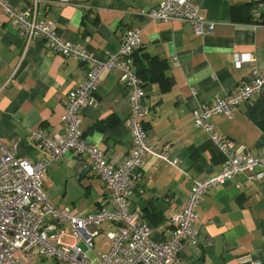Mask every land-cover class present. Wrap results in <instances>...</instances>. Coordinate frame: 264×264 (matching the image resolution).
I'll use <instances>...</instances> for the list:
<instances>
[{"label": "crops", "instance_id": "1", "mask_svg": "<svg viewBox=\"0 0 264 264\" xmlns=\"http://www.w3.org/2000/svg\"><path fill=\"white\" fill-rule=\"evenodd\" d=\"M19 9H34L55 24L66 41L88 49L96 61L118 51L128 27L139 30L140 45L132 69L139 73L147 114L143 125L151 145L166 158H144L127 210L151 226V239L165 240L169 220L180 212L193 182L217 175L224 154L195 126L194 112L235 91L242 80L264 69V0H197L198 10L212 29L196 35L189 22L152 21L144 14L159 0H89L61 4L57 0H9ZM158 58L171 79L168 90L142 72L139 55ZM235 54L254 61L234 69ZM132 56V58H133ZM91 67L74 57L50 51L40 39L26 42L8 18L0 21V139L17 153L36 160L44 156L26 139L33 128L62 133L61 115L67 94L84 80ZM136 73V74H137ZM195 89V94L192 92ZM129 102L120 70L105 68L91 105L81 111L79 129L106 160L119 165L131 151L127 126ZM223 138L246 150L264 153V86L250 104L239 105L232 118H209ZM176 164H171L170 161ZM43 187L53 203L72 212H93L106 199L102 179L87 156L65 152L47 167ZM196 242L185 240L183 264H249L264 261V184L240 174L207 192L196 208ZM117 225L103 223L93 239L90 258L109 249L104 232ZM100 241L99 251L95 241ZM83 248L86 249L85 246Z\"/></svg>", "mask_w": 264, "mask_h": 264}, {"label": "built area", "instance_id": "2", "mask_svg": "<svg viewBox=\"0 0 264 264\" xmlns=\"http://www.w3.org/2000/svg\"><path fill=\"white\" fill-rule=\"evenodd\" d=\"M57 1L82 4L89 0ZM259 6L264 12V2ZM144 14L152 21L189 22L196 35L212 29V23L199 13L197 0H159ZM3 17L13 22L27 43L40 39L50 51L89 62L91 67L83 82L67 94L61 115L63 132L49 133L36 127L27 134V141L44 156L36 160L20 156L16 142L7 147L0 139V264H47L49 261L52 264H183L182 244L185 240L196 242V208L209 190L240 174H247L249 181L264 184V153H252L223 138L209 122L217 114L232 118L240 104H250L264 86L263 69L257 70L254 78L242 80L232 93L204 103L194 112L195 126L202 128L224 154V163L217 175L193 182L183 209L169 220L172 229L168 237L163 241L152 240L151 226L138 221L127 210L144 158L149 155L166 158L163 150L149 143L143 125L148 111L143 103L145 89L132 69V54L140 45L139 30L126 28L118 51L109 54L105 61H96L88 49L61 38L55 24L37 16L34 9L15 8L9 0H0V21ZM253 61L250 54H235L233 67L238 69ZM110 67L120 70L129 102L126 123L132 147L119 165L106 160L94 144L83 138L79 129L81 111L91 105L101 73ZM192 92L195 94V89ZM67 151L91 160V169L102 179L109 203L93 212L75 213L51 201L43 187L45 173L49 164ZM170 163L176 164L174 160ZM103 223H113L117 229L104 232L109 249L92 259L87 251L91 250ZM249 264H264V261L251 260Z\"/></svg>", "mask_w": 264, "mask_h": 264}, {"label": "trees", "instance_id": "3", "mask_svg": "<svg viewBox=\"0 0 264 264\" xmlns=\"http://www.w3.org/2000/svg\"><path fill=\"white\" fill-rule=\"evenodd\" d=\"M137 53L138 50L134 51L132 56H135ZM134 56L133 60L135 63L136 58H134ZM138 58L143 65L141 66L142 72L148 76L147 78H149L150 81L158 82L162 91L168 90L172 82L171 79L165 75L163 61L155 57L147 56L145 53L140 54ZM137 75L139 76V73H137Z\"/></svg>", "mask_w": 264, "mask_h": 264}, {"label": "rangeland", "instance_id": "4", "mask_svg": "<svg viewBox=\"0 0 264 264\" xmlns=\"http://www.w3.org/2000/svg\"><path fill=\"white\" fill-rule=\"evenodd\" d=\"M100 246H101V243H100V241H95V250H97V251H99V249H100ZM47 264H52V262L51 261H49V262H47Z\"/></svg>", "mask_w": 264, "mask_h": 264}]
</instances>
